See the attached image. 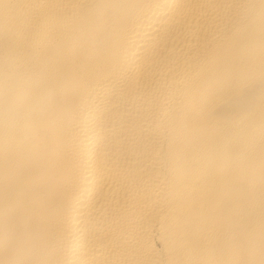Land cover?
Instances as JSON below:
<instances>
[{
  "label": "bare ground",
  "instance_id": "bare-ground-1",
  "mask_svg": "<svg viewBox=\"0 0 264 264\" xmlns=\"http://www.w3.org/2000/svg\"><path fill=\"white\" fill-rule=\"evenodd\" d=\"M0 264H264V0H0Z\"/></svg>",
  "mask_w": 264,
  "mask_h": 264
}]
</instances>
